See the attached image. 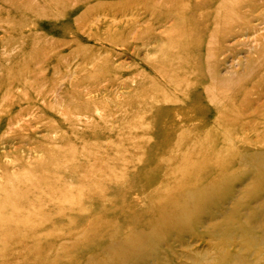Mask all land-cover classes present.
Returning <instances> with one entry per match:
<instances>
[{
    "label": "rangeland",
    "instance_id": "1",
    "mask_svg": "<svg viewBox=\"0 0 264 264\" xmlns=\"http://www.w3.org/2000/svg\"><path fill=\"white\" fill-rule=\"evenodd\" d=\"M0 264H264V0H0Z\"/></svg>",
    "mask_w": 264,
    "mask_h": 264
},
{
    "label": "bare ground",
    "instance_id": "2",
    "mask_svg": "<svg viewBox=\"0 0 264 264\" xmlns=\"http://www.w3.org/2000/svg\"><path fill=\"white\" fill-rule=\"evenodd\" d=\"M232 4L234 8H237L240 0H232ZM194 207L195 205L192 204V199L188 198L185 199L183 204L174 203L173 205H168L167 208H162L158 218L162 223L169 222L177 226L192 214Z\"/></svg>",
    "mask_w": 264,
    "mask_h": 264
}]
</instances>
